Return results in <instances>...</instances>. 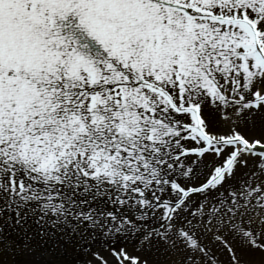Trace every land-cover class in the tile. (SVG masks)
I'll use <instances>...</instances> for the list:
<instances>
[{
    "label": "snow or ice",
    "instance_id": "obj_1",
    "mask_svg": "<svg viewBox=\"0 0 264 264\" xmlns=\"http://www.w3.org/2000/svg\"><path fill=\"white\" fill-rule=\"evenodd\" d=\"M0 264H264V0H0Z\"/></svg>",
    "mask_w": 264,
    "mask_h": 264
}]
</instances>
